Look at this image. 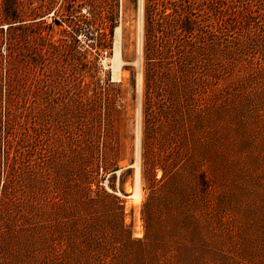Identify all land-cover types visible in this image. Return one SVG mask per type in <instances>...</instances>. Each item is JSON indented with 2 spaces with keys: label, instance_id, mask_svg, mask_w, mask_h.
<instances>
[{
  "label": "rangeland",
  "instance_id": "374dc122",
  "mask_svg": "<svg viewBox=\"0 0 264 264\" xmlns=\"http://www.w3.org/2000/svg\"><path fill=\"white\" fill-rule=\"evenodd\" d=\"M22 1L21 22H0V264H45L42 243L49 264L89 252L99 264H264V0L232 27L219 89L157 93V183L144 157L147 0ZM81 17L90 30L64 21ZM93 165L120 205L82 194ZM87 214L101 216L98 245Z\"/></svg>",
  "mask_w": 264,
  "mask_h": 264
},
{
  "label": "trees",
  "instance_id": "16d2710c",
  "mask_svg": "<svg viewBox=\"0 0 264 264\" xmlns=\"http://www.w3.org/2000/svg\"><path fill=\"white\" fill-rule=\"evenodd\" d=\"M197 2L206 5L203 7L204 9L198 8ZM231 2L232 4H229L228 0H147L144 44L146 63L144 75V157L145 162H154L153 166H149L147 169L148 172L152 171L155 183H157L156 159H148V156L156 137L157 93H211L219 89L220 79L226 72V67L225 71L222 67L224 63L220 59V54L224 50L227 59L230 53L232 55L236 53V51H230V46L225 47V43L234 42L233 38L227 39L232 27L249 21L255 22L252 18L256 17L252 10L254 4L251 0H232ZM21 7L24 11V1L15 3L13 0H0V22L8 24V28L13 29L16 26L15 23L22 21ZM256 11L259 14L262 13L261 8ZM64 21L68 26H72L75 33L90 30L91 23L87 18L81 17L74 24L70 19ZM102 44L99 39L97 46ZM43 55L41 51V57ZM41 62V59L35 61L37 65L42 64ZM234 62L229 66L230 68L233 67ZM10 73L9 67L7 74L10 76ZM38 81L39 77H37L36 84ZM8 89L10 93V87ZM101 169L104 173L108 172L107 167L103 165H93L91 173L87 174L86 181L82 186V194L91 203H95L98 197L103 195L120 205L119 197L110 193L100 184L99 180H96V175ZM165 173L164 170L163 176ZM92 184H96V187L92 188ZM111 187L115 189L114 185ZM93 193H96L95 197L92 196ZM103 202L106 201L103 200ZM87 215L89 220L83 225V230L86 231L85 234L88 237L94 240V245H98L97 242L100 243L101 240L98 238L96 240V237L99 233L104 234L100 224L101 216ZM41 221L43 222V220ZM40 224L35 219V226L39 225L40 227ZM111 225L118 230L114 234L115 236L129 234L123 217L118 220L117 224ZM34 249L43 251L44 263L49 264L45 243L35 246ZM102 254L103 252L95 254L89 252L84 259H81L80 255L75 259L60 256L61 261L56 264H99L100 259L103 258ZM52 262L50 261V264Z\"/></svg>",
  "mask_w": 264,
  "mask_h": 264
},
{
  "label": "bare ground",
  "instance_id": "6f19581e",
  "mask_svg": "<svg viewBox=\"0 0 264 264\" xmlns=\"http://www.w3.org/2000/svg\"><path fill=\"white\" fill-rule=\"evenodd\" d=\"M118 56H121V55H118ZM117 59H119V57L117 58ZM117 62V61H116ZM116 65H118V64H116ZM138 176H139V173H138ZM136 195H139L140 193H135Z\"/></svg>",
  "mask_w": 264,
  "mask_h": 264
}]
</instances>
